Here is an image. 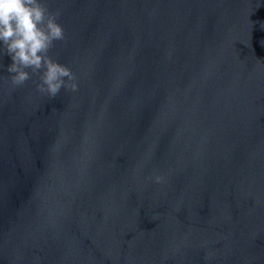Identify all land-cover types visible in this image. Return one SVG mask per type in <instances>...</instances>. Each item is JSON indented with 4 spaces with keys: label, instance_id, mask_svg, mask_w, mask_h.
Instances as JSON below:
<instances>
[{
    "label": "water",
    "instance_id": "water-1",
    "mask_svg": "<svg viewBox=\"0 0 264 264\" xmlns=\"http://www.w3.org/2000/svg\"><path fill=\"white\" fill-rule=\"evenodd\" d=\"M45 3L79 91L0 56V264H264V0Z\"/></svg>",
    "mask_w": 264,
    "mask_h": 264
},
{
    "label": "clouds",
    "instance_id": "clouds-1",
    "mask_svg": "<svg viewBox=\"0 0 264 264\" xmlns=\"http://www.w3.org/2000/svg\"><path fill=\"white\" fill-rule=\"evenodd\" d=\"M61 14L60 9L51 12L45 0H0V56L11 58L7 71L13 90L36 75L37 95L50 102L66 91H79L74 74L50 58L56 45L66 43L64 31L58 26ZM146 179L163 184L166 178L154 174Z\"/></svg>",
    "mask_w": 264,
    "mask_h": 264
}]
</instances>
